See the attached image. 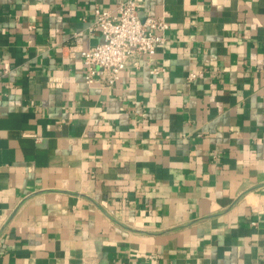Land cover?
Here are the masks:
<instances>
[{
  "label": "crops",
  "instance_id": "crops-1",
  "mask_svg": "<svg viewBox=\"0 0 264 264\" xmlns=\"http://www.w3.org/2000/svg\"><path fill=\"white\" fill-rule=\"evenodd\" d=\"M121 1L0 0V264H264V0H137L167 42L88 85Z\"/></svg>",
  "mask_w": 264,
  "mask_h": 264
},
{
  "label": "built area",
  "instance_id": "built-area-1",
  "mask_svg": "<svg viewBox=\"0 0 264 264\" xmlns=\"http://www.w3.org/2000/svg\"><path fill=\"white\" fill-rule=\"evenodd\" d=\"M169 28L165 20L141 19L137 0L121 1L113 10L96 9L90 31L99 32L103 42L93 50L80 53L86 83L114 87L124 71L140 68L139 60L133 62L136 55L145 56L148 62L155 57L157 49L167 42ZM165 72L164 67L149 68L153 76ZM196 79V73H189V82Z\"/></svg>",
  "mask_w": 264,
  "mask_h": 264
}]
</instances>
